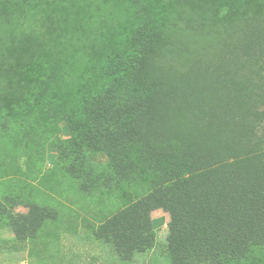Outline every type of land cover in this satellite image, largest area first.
I'll return each instance as SVG.
<instances>
[{
    "label": "trees",
    "instance_id": "trees-1",
    "mask_svg": "<svg viewBox=\"0 0 264 264\" xmlns=\"http://www.w3.org/2000/svg\"><path fill=\"white\" fill-rule=\"evenodd\" d=\"M95 1L99 11L83 22L73 16L76 0L11 3L25 14L61 11L64 33L49 60L53 88L70 93L85 57L96 62L115 31L139 23L136 3L118 0L122 16L115 18L109 0ZM170 5L176 23L127 36L134 49L119 60L110 83L81 121L69 115L73 137L55 165L89 211L103 208L93 235L112 245L122 262L157 246L152 212L164 208L171 212L163 245L171 264H264V137L258 131L264 122V0ZM0 19L6 27L19 23L18 16ZM11 40L0 39L2 53ZM10 92L0 89L2 97ZM24 119L1 118L0 137L27 135L34 125ZM25 202L28 212L14 210ZM51 219H61L53 206L0 197V220L18 239L53 235Z\"/></svg>",
    "mask_w": 264,
    "mask_h": 264
},
{
    "label": "rangeland",
    "instance_id": "rangeland-1",
    "mask_svg": "<svg viewBox=\"0 0 264 264\" xmlns=\"http://www.w3.org/2000/svg\"><path fill=\"white\" fill-rule=\"evenodd\" d=\"M4 1H0V14L5 20L18 16L19 23L6 27L0 19V39H13L2 49L3 53L0 51V68L5 75V79L0 77V89L11 91L7 97L0 93V120L11 119L16 124L25 118L24 124L31 121L37 127L28 129L27 135L20 133L19 139L0 137V197L15 196L29 203L53 206L61 219L48 220L47 228L54 234H43L36 240L18 239L10 226L0 220V264H171L163 247L171 219L169 210L159 208L152 212L157 246L136 253L130 262H122L112 245L98 242L93 235L99 225L98 213L103 208L92 207L89 211L85 201L68 191L70 179L59 173L55 165L57 152L73 137L69 115L75 114L74 121H81L90 101L118 72L119 60L133 51V41L126 37L138 33L142 37L149 27L176 23L171 0H149L148 5L146 0H129V4H137L133 16L139 23L135 29L115 31L96 62L87 63L90 56L85 57L86 63L78 66L82 77L70 93L53 88L48 80L52 44L58 34L64 33L63 18L58 16L61 11L48 13L38 9L27 10L25 14L26 9L11 4L15 0H8L9 4ZM114 2L118 0H109L107 6L110 9L115 6L117 18L122 16V9ZM98 6L101 5L95 0H76L73 16L77 21H88L90 14L99 11ZM75 25L79 26V22ZM15 94L20 96L19 101ZM30 109L36 113L26 116ZM14 124L11 126L16 127ZM258 131L264 137V122ZM14 210L26 213L29 206L25 202Z\"/></svg>",
    "mask_w": 264,
    "mask_h": 264
}]
</instances>
